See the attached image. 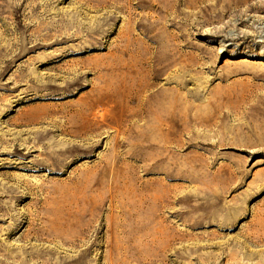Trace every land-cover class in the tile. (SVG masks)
Masks as SVG:
<instances>
[{
	"label": "rangeland",
	"instance_id": "374dc122",
	"mask_svg": "<svg viewBox=\"0 0 264 264\" xmlns=\"http://www.w3.org/2000/svg\"><path fill=\"white\" fill-rule=\"evenodd\" d=\"M261 261L264 0H0V264Z\"/></svg>",
	"mask_w": 264,
	"mask_h": 264
},
{
	"label": "bare ground",
	"instance_id": "6f19581e",
	"mask_svg": "<svg viewBox=\"0 0 264 264\" xmlns=\"http://www.w3.org/2000/svg\"><path fill=\"white\" fill-rule=\"evenodd\" d=\"M157 96L161 97L163 96V94H158ZM177 102V101H176ZM91 107H95L96 105H90ZM175 103H170V107H168V109L166 108V113L167 115L164 117L163 115H161L162 112V105L160 101H156V111H154V114L156 115V121L158 124H162L164 123V121L166 122V126H167V130L170 132H173V130H175V125L177 123V119L178 116L176 114V111L174 109ZM94 115V114H93ZM103 115H100V117H102ZM95 117H99L98 115L95 114ZM258 264H264V261H261Z\"/></svg>",
	"mask_w": 264,
	"mask_h": 264
}]
</instances>
